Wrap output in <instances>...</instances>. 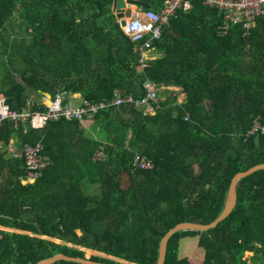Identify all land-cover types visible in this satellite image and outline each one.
Wrapping results in <instances>:
<instances>
[{"label": "trees", "instance_id": "trees-1", "mask_svg": "<svg viewBox=\"0 0 264 264\" xmlns=\"http://www.w3.org/2000/svg\"><path fill=\"white\" fill-rule=\"evenodd\" d=\"M113 1L0 0V97L15 111L27 109L34 95L59 91L93 103L140 99L148 78L181 87L186 100L177 105L166 91L155 116L111 106L90 119L105 135L97 139L77 121L60 119L27 133L4 123V147L11 139L19 148L40 143L52 164L35 184L22 186L23 160L0 150V264H37L55 254L84 258V249L110 257L93 255L95 262L157 264L170 229L214 222L234 176L264 163V133L249 134L256 121L264 127V18L248 36L241 27L226 32L216 10L193 2L154 43L159 58L139 72ZM135 1L162 9L163 0ZM32 110L45 106L34 103ZM100 147L106 159L92 163ZM135 155L155 168L132 171ZM84 184L98 186L99 195L85 196ZM188 237L203 250L202 264H248L247 252L252 264H264V170L239 182L237 205L224 222L173 235L164 264H191L178 252Z\"/></svg>", "mask_w": 264, "mask_h": 264}, {"label": "built area", "instance_id": "built-area-1", "mask_svg": "<svg viewBox=\"0 0 264 264\" xmlns=\"http://www.w3.org/2000/svg\"><path fill=\"white\" fill-rule=\"evenodd\" d=\"M193 2H199L203 7L214 9L221 15L224 21V31H229L233 27H241L245 36L255 29L257 21L264 18V0H163L162 9L159 12L151 10H137L135 17L126 20V25L120 27L121 33L128 39L130 44L134 45V52L138 54L137 69L143 72L149 67V64L155 59L154 43L161 40L165 27L176 18L178 13L189 12L193 8ZM143 95L140 99H134L130 96L116 97L110 102H89L82 99L76 104L66 100L65 94L57 92L55 97L48 100L44 111H33L35 104L28 101V108L22 111L12 110L0 98V127L4 122L29 124L33 129H42L49 122L65 120L68 122H82L84 119L90 120L98 112L108 110L111 106H120L124 104L131 105L142 111L145 116H155L164 106L165 98L160 97V92H170L172 96H178L176 104L181 105L186 100L183 99L182 89L158 85L157 82L145 78L141 81ZM42 105V104H40ZM189 120L186 115L185 121ZM261 129L264 133V127H261L256 121V127L250 131V135ZM24 132L27 130L24 129ZM43 146L37 144L32 146L25 144L20 150L13 151V158L23 160L24 168L27 170V178L31 183H35L42 175V172L51 164L48 157L42 156ZM106 158L102 147L98 148L92 155V162H103ZM155 168V164L148 158L135 155L132 163V171H149Z\"/></svg>", "mask_w": 264, "mask_h": 264}, {"label": "water", "instance_id": "water-1", "mask_svg": "<svg viewBox=\"0 0 264 264\" xmlns=\"http://www.w3.org/2000/svg\"><path fill=\"white\" fill-rule=\"evenodd\" d=\"M136 10H144V11L150 10V6L148 4L141 3L135 0H114L112 7H111V12L115 16V20L119 28L124 27L126 25L127 19L135 17ZM259 170H264V163L257 164L254 167L248 169L247 171L240 172L234 176V178L232 179L230 188H229L228 200H227L225 209L220 215V217L217 218L214 222L209 223V224L183 222V223L177 224L175 227L170 229L161 240L160 253H159V259H158L157 264L165 263L169 240L176 233L180 231L205 232V231L215 228L217 224L219 223L221 224L226 219H228L237 205V186L239 182L242 181V179L254 174L256 171H259ZM5 231H8V230H5ZM43 238L51 240L48 237H43ZM52 241L59 243V241H56V240H52ZM57 261L74 262L77 264H105V263L92 261L86 257L78 258V257L66 256L64 254H55L54 256L50 258L41 260L37 264H54Z\"/></svg>", "mask_w": 264, "mask_h": 264}, {"label": "crops", "instance_id": "crops-1", "mask_svg": "<svg viewBox=\"0 0 264 264\" xmlns=\"http://www.w3.org/2000/svg\"><path fill=\"white\" fill-rule=\"evenodd\" d=\"M150 10H151V7H150ZM137 11V10H136ZM151 11H153V10H151ZM113 14V13H112ZM114 16V15H113ZM114 18H115V16H114ZM153 55H154V60H156V58H159V56H160V53H157L156 51H155V48H154V52H153ZM157 56V57H156ZM153 60V61H154ZM140 72V71H139ZM162 85H165V83H162ZM166 86V85H165ZM167 87H172V88H180L181 89V87H178V86H167ZM36 96L37 95H34V96H32V97H35V100L36 99H38V101L40 102V104H42V105H44V106H46L47 105V101L49 100V99H51L52 97H54V96H51V95H49V94H45L44 96H42V97H39V96H37V98H36ZM168 95H166V92H160V97L161 98H165L166 99V97H167ZM183 97V99H185L186 98V96H185V94L183 93V95H182ZM174 97H176V99H178V96H174ZM1 98H3V97H1ZM65 98H66V100H68V101H70V102H73V103H76V104H78V103H80V101L83 99L81 96H80V94H72V95H68V96H66L65 95ZM41 99H48L45 103H44V101H42ZM32 101H34V99L32 100ZM39 102H37V103H39ZM4 123H9V124H11V126H12V128L13 127H19V126H22V132L23 133H27L28 132V130L29 129H32V130H43L44 128H46V127H44V128H42V129H33L29 124H22V123H14V122H11V121H7V122H4ZM3 123V124H4ZM13 124V125H12ZM93 124H92V121H82V122H79V128L81 129V130H83L84 132L86 131V132H89L90 134H91V136H93V138L94 139H97L95 136H94V129H93ZM24 129L25 130H27V132H24ZM88 137V138H92V137ZM40 144V143H39ZM42 145V144H41ZM6 147H4L3 146V144L2 143H0V150L3 152V151H6L7 152V156L8 157H10V158H13L12 157V152L13 151H16V149L17 150H20L21 148H19V147H17V145H16V143H15V140L14 139H11L10 141H9V145L7 146V148L5 149ZM46 157V156H45ZM91 158H92V156H91ZM90 158V159H91ZM15 159H20V158H15ZM106 159V158H105ZM91 162H92V160H91ZM92 163H94V162H92ZM98 163V162H97ZM51 164H52V161H51ZM50 164V165H51ZM33 184H35V183H31L30 181H29V179L27 178V177H25V178H23V179H21V185L22 186H27V185H33ZM94 187L95 186H91V185H86V184H84V185H82V187H81V189H82V192H83V194L85 195V196H87V197H92V198H94V197H96L97 195H99V193H100V188H99V191L98 192H96V189H94ZM96 187H98V186H96ZM86 193V194H85ZM1 229H3V230H8V231H10V232H13V230H10V229H4V228H1ZM19 233H21V232H19ZM30 234V233H29ZM51 240H54V239H51ZM56 241H58V240H56ZM56 243V242H55ZM59 243H60V241H59ZM189 262H190V260H189ZM202 262H203V260H202ZM191 263V262H190Z\"/></svg>", "mask_w": 264, "mask_h": 264}, {"label": "rangeland", "instance_id": "rangeland-1", "mask_svg": "<svg viewBox=\"0 0 264 264\" xmlns=\"http://www.w3.org/2000/svg\"><path fill=\"white\" fill-rule=\"evenodd\" d=\"M16 25H17V23H16ZM11 34L13 36L18 35V37H19V32L16 29H14L11 32ZM36 98H37V96H36ZM33 99H35V97H31L29 99V102L32 103V100ZM41 100L44 101V103H45L48 99H41ZM88 121H92V120H88ZM93 126H94L93 129L95 130L94 131V136L96 138H98V135L99 134H101V135H103L105 137V135L100 131V128L99 127H96L95 125H93ZM84 135L87 136V137H90L91 136V134L89 132H86V131L84 132ZM91 137L93 138V136H91ZM94 189H96V192L99 191V187H96L95 186ZM47 240H49V239H47ZM86 250H88V249H86ZM86 250H83L84 257H86V258H90L93 255H98V256L110 258L109 256H106L103 253H98V252L91 251V250H89V252H86ZM178 252H179V255H180L181 258H187L188 260H190L191 264H202V260H203L204 253H203V250L200 249L197 246V243H196V239L195 238L188 237V238L183 239L181 241V243H180V247H179V251ZM251 256H252V253L251 252H247L245 254V259L248 260V264H252V262H251ZM255 264H257V262H255Z\"/></svg>", "mask_w": 264, "mask_h": 264}]
</instances>
